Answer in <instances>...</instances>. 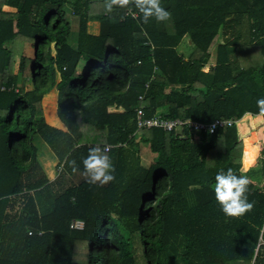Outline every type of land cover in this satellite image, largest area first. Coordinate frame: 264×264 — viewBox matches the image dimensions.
Masks as SVG:
<instances>
[{"label": "trees", "instance_id": "obj_1", "mask_svg": "<svg viewBox=\"0 0 264 264\" xmlns=\"http://www.w3.org/2000/svg\"><path fill=\"white\" fill-rule=\"evenodd\" d=\"M161 5L171 18L144 24L135 10L106 14L101 0H0V264H264V0ZM16 38L32 57L8 48ZM140 104L146 116L234 122L212 134L135 133ZM85 125L126 142L108 152L116 179L102 187L76 184L67 164L84 171ZM229 167L251 181L254 208L239 218L213 190Z\"/></svg>", "mask_w": 264, "mask_h": 264}, {"label": "clouds", "instance_id": "obj_2", "mask_svg": "<svg viewBox=\"0 0 264 264\" xmlns=\"http://www.w3.org/2000/svg\"><path fill=\"white\" fill-rule=\"evenodd\" d=\"M103 4L106 14H111L116 9L135 10L144 24L153 19L157 22H166L171 18V13L161 5V0H103ZM256 103L258 115L264 117V98L258 99ZM256 162L257 160L253 159L249 167L255 166ZM67 164L73 172L79 171L75 159L68 160ZM82 164L83 174L89 184L102 187L116 179L115 167L107 148L90 147L87 156L82 159ZM250 182L246 174H237L230 167L226 171L221 169L216 174L213 189L215 199L226 216L239 218L252 211L254 202L248 200Z\"/></svg>", "mask_w": 264, "mask_h": 264}, {"label": "built area", "instance_id": "obj_3", "mask_svg": "<svg viewBox=\"0 0 264 264\" xmlns=\"http://www.w3.org/2000/svg\"><path fill=\"white\" fill-rule=\"evenodd\" d=\"M103 1V0H101ZM133 16L135 17V12L124 10V16ZM1 90H5L4 86H1ZM138 99L143 100V95H139ZM233 119H215L214 121L205 123L200 121H193L190 119H181V118H166L160 114L154 116H146L144 105H139L135 108V133H138L140 129L144 128H160L165 131L179 130L183 126L187 125L194 132L204 131L207 134H212L216 132L219 128L230 126L233 123ZM134 133V134H135ZM133 134V135H134ZM121 145V144H119ZM94 146H100L102 148H107L108 151L112 148L111 145H103V144H94ZM84 226V222L79 219L72 220L69 224L70 228L81 229ZM29 233H31L29 231Z\"/></svg>", "mask_w": 264, "mask_h": 264}, {"label": "rangeland", "instance_id": "obj_4", "mask_svg": "<svg viewBox=\"0 0 264 264\" xmlns=\"http://www.w3.org/2000/svg\"><path fill=\"white\" fill-rule=\"evenodd\" d=\"M70 8L71 7H69L68 5L65 8L66 16H67L66 18L68 19V21L70 23V26H71V32H70L68 41H69L70 44H72L74 46V44L77 41V35H78V17L72 14V9H70ZM241 29H244V27H242ZM29 42L30 41L22 39V38H18V39L16 38L13 41H10L7 44V46L14 54H22V55H26L28 57H32L31 55L34 54V47H32V46L30 47ZM32 50H33V52H32ZM24 51L26 53H24ZM211 55H212V53H211ZM210 57L211 58H209L208 62H213L212 56H210ZM83 65H84V61L81 62V64L77 68L78 71L82 70ZM52 106H53L52 102H50L49 104L45 105L46 113H48V112L51 113L52 112V110H51ZM40 142H43V144H44V141L39 136H38V138L33 140V143L36 146L40 144L41 148H39V147L38 148L41 150L44 145H42V143H40ZM255 144H256V142H255ZM43 152H45L46 156H48L49 163H51V165L54 166V164L56 163V160L54 159V156L52 155V153H50V149L47 147V145H45V148H44ZM149 160H150L149 157L144 156V159L142 160V163L144 165H147ZM83 173H84V171H78L76 178L77 179H79V178L80 179H86ZM251 174L253 175V177L259 178V175L261 174L260 167H257L254 172L252 171Z\"/></svg>", "mask_w": 264, "mask_h": 264}, {"label": "crops", "instance_id": "obj_5", "mask_svg": "<svg viewBox=\"0 0 264 264\" xmlns=\"http://www.w3.org/2000/svg\"><path fill=\"white\" fill-rule=\"evenodd\" d=\"M9 43V42H8ZM7 43V44H8ZM29 44H30V42H29ZM32 46V44H30V47ZM74 46H76V43L74 44ZM29 47V48H30ZM31 49V48H30ZM213 50H215V53H216V49L215 48H213L212 49V51ZM35 51V50H34ZM211 51V53L213 54V52ZM32 52H33V50H32ZM24 53H26L25 51H24ZM215 53L213 54V56H214V58H213V56H212V58H213V62H209L210 64H213L214 63V61H215ZM20 55V54H19ZM211 58V57H210ZM79 67V66H78ZM77 67V68H78ZM78 70V69H77ZM1 83H0V88H1ZM3 86V85H2ZM55 115L53 114V113H51V116H49L48 118H51V119H54L55 117H54ZM82 130H83V132H84V136H83V138H84V140H87V144L88 145H92V147L94 146V144H103V145H111L112 147L113 146H122V147H125L126 146V142H118L117 144H112V143H108V142H105V141H101V139L100 138H102L100 135L98 136V135H96V130L93 128V127H89V125H85V127H83L82 128ZM102 136H104V135H102ZM132 136H134V135H131L130 137H132ZM36 138H38V136H36L34 139H36ZM93 141V142H92ZM40 143H42V145H44L43 147H42V151H44V148H45V145H47L45 142H44V144H43V142H40ZM119 144H121V145H119ZM37 147H39V148H41V146H40V144L39 145H37ZM47 147L50 149V147L47 145ZM109 152V151H108ZM43 153H45V152H43ZM50 153H52V155L54 156V159L56 160V162L58 161V157L55 155V153L54 152H52L51 150H50ZM77 173H78V171L77 172H73L72 173V175H71V178H72V180L77 184V183H79L80 181H82V180H84V179H77L76 178V176H77ZM72 220H75V219H72ZM71 220V221H72ZM80 220V219H79ZM70 221V222H71ZM31 232V231H30ZM41 232L42 231H40V232H38V234H41ZM30 234V233H29Z\"/></svg>", "mask_w": 264, "mask_h": 264}]
</instances>
